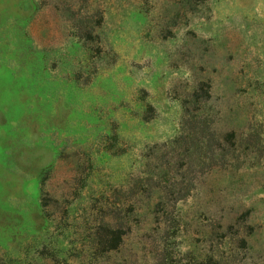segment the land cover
Wrapping results in <instances>:
<instances>
[{"label":"rangeland","instance_id":"rangeland-1","mask_svg":"<svg viewBox=\"0 0 264 264\" xmlns=\"http://www.w3.org/2000/svg\"><path fill=\"white\" fill-rule=\"evenodd\" d=\"M0 264H264V0H0Z\"/></svg>","mask_w":264,"mask_h":264}]
</instances>
